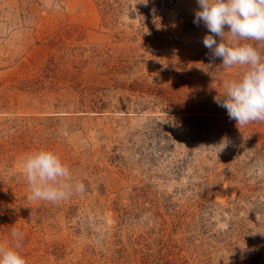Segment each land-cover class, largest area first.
Masks as SVG:
<instances>
[{"label":"rangeland","instance_id":"374dc122","mask_svg":"<svg viewBox=\"0 0 264 264\" xmlns=\"http://www.w3.org/2000/svg\"><path fill=\"white\" fill-rule=\"evenodd\" d=\"M198 8L0 0V244L18 229L27 264H264V122L215 102L243 69L210 59ZM38 149L86 192L28 201Z\"/></svg>","mask_w":264,"mask_h":264},{"label":"clouds","instance_id":"9594fccd","mask_svg":"<svg viewBox=\"0 0 264 264\" xmlns=\"http://www.w3.org/2000/svg\"><path fill=\"white\" fill-rule=\"evenodd\" d=\"M197 4L193 22L208 29L203 45L210 59H220L225 69H243L238 78L223 81V93L215 102L239 128L264 122V52L259 50L264 47V0H197ZM23 166L30 202L58 204L87 190L52 150L27 154ZM10 235V243L0 244V264H27L20 251L23 234L13 228Z\"/></svg>","mask_w":264,"mask_h":264}]
</instances>
